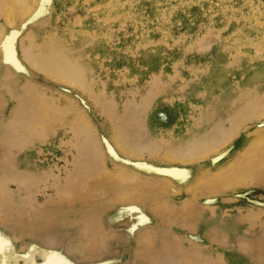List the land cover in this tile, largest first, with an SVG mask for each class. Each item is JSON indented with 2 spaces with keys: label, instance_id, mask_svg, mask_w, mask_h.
<instances>
[{
  "label": "rangeland",
  "instance_id": "rangeland-1",
  "mask_svg": "<svg viewBox=\"0 0 264 264\" xmlns=\"http://www.w3.org/2000/svg\"><path fill=\"white\" fill-rule=\"evenodd\" d=\"M28 3L0 13V264H264V0Z\"/></svg>",
  "mask_w": 264,
  "mask_h": 264
},
{
  "label": "bare ground",
  "instance_id": "bare-ground-1",
  "mask_svg": "<svg viewBox=\"0 0 264 264\" xmlns=\"http://www.w3.org/2000/svg\"><path fill=\"white\" fill-rule=\"evenodd\" d=\"M1 1V3L3 4V10H0V13H1V11H2V13L3 14H1V15H4L3 17H6L7 18V22L9 23V24H12V22L14 21V19H15V16H14V10H17V12H19L21 15H23V16H25L26 14H28L30 11H31V9H32V7H31V4H29L28 2H29V0H0ZM2 4H1V6H2ZM17 15V14H16ZM17 16H19V14L17 15ZM5 18V19H6ZM15 23V22H14ZM2 32V31H1ZM4 35V34H3ZM0 46H1V55H2V57L4 58V60H6V61H8L9 63H12L13 65H17L18 63H17V61H16V47H15V37H14V34H11V36H6L5 38H3V39H1V44H0ZM39 58H41V57H39ZM43 58V57H42ZM39 61V60H38ZM48 72H49V70H48ZM51 76V75H50ZM53 80V79H52ZM62 81V80H61ZM63 82V81H62ZM47 109V108H46ZM116 133V132H115ZM113 134V133H112ZM113 138H115V137H113ZM117 140V138L115 139V141ZM264 139H258V143L257 144H255L254 145V147H253V149H254V152H256V153H258L257 155L259 156V154H261V155H264V141H263ZM114 141V142H115ZM119 142H121V140L119 141ZM251 143V142H250ZM111 146V145H110ZM110 146H106L107 147V149H108V151L111 153V154H114V152H113V148L112 147H110ZM249 147V146H248ZM125 148V147H124ZM128 147H126V149H127ZM250 148V147H249ZM128 149H130V148H128ZM132 149V148H131ZM120 150H121V148H120ZM256 150V151H255ZM127 151V150H126ZM126 151L123 149V152H125V154H127L126 153ZM138 151V150H137ZM142 151V150H141ZM133 152V151H132ZM134 152H135V150H134ZM171 154V153H170ZM181 154V153H180ZM129 155H131L130 154V150H129ZM247 155V154H246ZM257 155H253V157L254 156H257ZM168 156V155H167ZM166 156V157H167ZM171 156H172V154H171ZM251 157H252V153H251V155H250ZM170 157V156H169ZM175 157V156H174ZM183 157V156H182ZM243 157V156H242ZM252 157V158H253ZM261 157V156H260ZM165 158V157H164ZM186 158V157H185ZM169 160H170V158H168ZM258 161V160H257ZM231 166H233L232 164H231ZM252 166V165H251ZM263 166V165H262ZM256 169V168H255ZM263 170V169H262ZM230 171V170H229ZM100 172V171H99ZM227 172H228V170H227ZM100 173H102V172H100ZM169 173L170 174H172V175H182V172H181V170H179V169H172V170H170L169 171ZM226 173V172H225ZM108 174V173H107ZM106 174V175H107ZM233 174V173H232ZM235 174V173H234ZM104 175V174H103ZM111 175V174H110ZM113 175H115V174H113ZM124 175V174H123ZM240 175V174H239ZM244 175V174H243ZM100 176H102V175H100ZM109 176V175H108ZM107 176V177H108ZM202 176H206L205 174H203L202 173ZM103 177H105V176H102V178ZM111 177V176H110ZM121 177H123L122 175H121ZM125 177H127V176H125ZM220 177H221V174H220ZM227 177V176H226ZM234 177H235V175H234ZM237 177H239V176H237ZM100 178V177H99ZM101 178V179H102ZM115 178V177H114ZM113 178V179H114ZM127 178H129V177H127ZM218 178V177H217ZM236 178V177H235ZM115 180H117L118 181V179H115ZM121 180H123V178H121ZM125 180V179H124ZM133 180V179H132ZM211 180V179H210ZM233 180V179H232ZM231 180V181H232ZM110 182H111V179L109 180ZM209 181V180H208ZM211 182V181H210ZM210 182H208V184L210 183ZM236 182V181H235ZM113 183H114V181H113ZM237 183V182H236ZM216 184V183H215ZM247 184V183H246ZM138 185V184H137ZM136 185V186H137ZM139 186H142V185H139ZM209 191V190H208ZM126 195V194H125ZM137 196V195H136ZM124 198V197H123ZM126 199V198H125ZM126 201V200H125ZM54 262L52 261V260H49L46 264H53Z\"/></svg>",
  "mask_w": 264,
  "mask_h": 264
},
{
  "label": "snow or ice",
  "instance_id": "snow-or-ice-1",
  "mask_svg": "<svg viewBox=\"0 0 264 264\" xmlns=\"http://www.w3.org/2000/svg\"><path fill=\"white\" fill-rule=\"evenodd\" d=\"M143 219V218H142Z\"/></svg>",
  "mask_w": 264,
  "mask_h": 264
}]
</instances>
